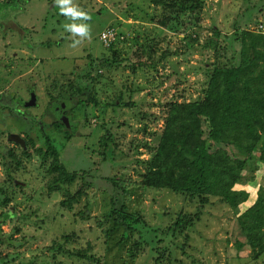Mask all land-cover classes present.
<instances>
[{"label":"rangeland","instance_id":"rangeland-1","mask_svg":"<svg viewBox=\"0 0 264 264\" xmlns=\"http://www.w3.org/2000/svg\"><path fill=\"white\" fill-rule=\"evenodd\" d=\"M187 2L185 10L169 9L172 22L162 27L155 15L162 18L164 8L153 0H74L91 17L86 21L91 39L75 47L64 27L71 21L60 14L55 0H12L0 5V60L8 77L7 90L14 92L28 118L50 109V100L65 111L55 115L56 125L46 135L12 125L15 134H28L31 144L24 142V146L29 157L7 139V133H0V199L7 201L0 205V235L13 241L10 247L0 244V264L17 253L8 264H83L78 256L89 248L101 264H124L121 261L131 255L133 239L141 240L137 232L157 229L161 238L174 218L196 211V205L180 195L146 187L139 161L147 160L157 146L166 104L202 99L209 71L218 65H238L240 42L235 33L238 37L243 30L264 32V0ZM110 27L115 29L116 65L99 66L112 57L99 40L100 32ZM118 33L124 35V43L120 37L117 40ZM2 34L13 37L3 40ZM132 42L130 50L123 48ZM139 46L154 49L150 59H143L157 63L156 70L133 71V51ZM89 57L95 64L91 62L87 80L80 77L89 70ZM67 93L74 99L63 96ZM128 102L130 107L124 105ZM8 108L6 104L4 113H11ZM46 141L59 152L67 172L76 174L71 184H62L57 191L48 189L52 176L45 172L52 159L42 163L37 156L36 149H45ZM11 155L21 165L7 169ZM247 179L235 186L249 195L241 210L254 203L264 186V165L257 164L251 183ZM78 190L82 195L72 208L61 207L65 195ZM211 202L202 208L193 230H188L187 240L179 235L174 240L177 246L169 243L168 249L160 248L162 254H154L161 257L157 262L153 254L147 257L152 247L148 243L133 264H264V254L256 256L247 246L238 249L236 242L244 243L245 238L229 207L215 199ZM111 207L139 215L141 224L125 230L102 222ZM109 228L106 238L104 230ZM125 235L127 243L122 241ZM118 242H123L120 249Z\"/></svg>","mask_w":264,"mask_h":264},{"label":"trees","instance_id":"trees-1","mask_svg":"<svg viewBox=\"0 0 264 264\" xmlns=\"http://www.w3.org/2000/svg\"><path fill=\"white\" fill-rule=\"evenodd\" d=\"M10 1L12 0L5 3ZM153 2L164 8L165 14L162 18L155 15L158 17L156 23L162 27H167L172 22V13H169V9L177 13L188 7L187 0H153ZM107 29L114 28L102 30L99 40L101 33ZM213 35L216 38L215 30ZM235 35L237 37V32ZM123 36L121 33L117 35V40L120 37V43L125 41ZM236 37L235 40L240 42L238 65H218L209 71V80L202 99L193 102L172 101L166 104L157 146L151 149L147 160L139 161L143 166V184L146 187L180 195L183 199L194 203L196 211L174 218L173 225L161 233V238L157 235L159 232L157 229L145 228L137 232L141 240L133 239L131 255L121 263L133 264L139 252L144 246H148V243H152V247L147 257L151 254L153 256L156 253L157 256L162 254L160 248L168 249L169 243L177 246L178 243L176 244L174 240L180 239V236L187 240L188 230H193V223L201 215L202 208L212 203L211 199L228 206L236 217L239 230L245 238L244 243L236 242L238 249L247 246L256 256L264 254V186L258 189L254 203L242 210L239 207L247 201L249 195L243 190L235 189V186L245 178H249L247 183H251L257 164L264 165V32L262 29L259 32L243 30ZM213 42L217 43L216 39ZM135 43L124 44L123 48L130 50ZM210 43L212 40L209 41ZM115 44L107 47L109 52H112V57L100 61L99 66L103 63L109 67L116 65L115 58L118 52L114 49ZM133 52L136 61L131 67L134 72H141L146 68L156 70L157 63L148 64L143 59L148 60L153 55L154 49L151 46L146 49L139 46ZM89 60V70L80 78L91 79L95 60L91 57ZM76 92H79V89ZM89 98L90 104H93V98ZM124 105L130 107L132 103L128 102ZM139 115L141 120L142 114ZM108 135L111 138L110 133ZM21 150L24 157H29L25 147L22 146ZM36 150H39L37 156L42 163L47 157L52 159L45 167V172L52 176L51 186H48V189L53 188L57 191L62 184H71L76 179L75 173L67 172L66 167L59 160V152L50 145L49 141L45 142V149ZM9 157L11 160L7 164V169L12 164L14 167L21 165L17 156ZM245 170H248L246 175ZM79 190L75 194H66V200L60 202L61 207L70 210L82 195L79 194ZM6 204L7 201L0 199L1 206ZM101 220L105 223L112 222L115 226L119 224L125 230L141 224L139 215H132L124 209L113 207L102 216ZM109 231L112 229L104 230L106 238ZM122 241L127 243L129 237L125 235ZM123 242H118L119 249L122 248ZM12 243L9 236L4 238L0 235L1 245L10 247ZM89 249L78 256L83 264H101L102 260L89 253ZM18 255V253L13 254L5 261L2 259V264L14 261ZM157 259L161 257L154 258V261L157 262Z\"/></svg>","mask_w":264,"mask_h":264},{"label":"flooded vegetation","instance_id":"flooded-vegetation-1","mask_svg":"<svg viewBox=\"0 0 264 264\" xmlns=\"http://www.w3.org/2000/svg\"><path fill=\"white\" fill-rule=\"evenodd\" d=\"M22 29L23 28H21V30ZM8 36L13 37L12 35H8V34L3 35L2 34L1 38L3 40H5L8 38ZM17 38L19 39L18 36H17ZM28 38L31 39V37H28ZM10 54H12L16 58V53L11 52ZM10 57H11V55H10ZM0 63L2 64V68H3V61L0 60ZM11 67H12V65H11ZM8 71L10 72V70H8ZM4 74H5V72H4V68H3L0 70V133L1 132L7 133V135H6L7 139L10 142L18 144L21 147H22V145H23V147H25L26 145L24 146V142L30 143V139L26 138L28 136V134H26L24 136H20V135L15 134L14 132H12V131H15V128H13L12 125L19 124L22 126L21 128H23L25 126V128H24L25 132L27 131V129L32 131V132L37 130L39 135H46L47 130H49V128H52L56 125V124H54L56 121L55 115H58L60 113H62L64 115L65 111H64V109H62L60 104L59 105L56 104L57 107H55L56 105L53 103L54 101L50 100V102H49L50 109H47L41 115H36L34 117L30 115L29 118L26 117L27 112L25 111V109H23L22 107H20L18 105V101L15 99L16 96L13 97L14 92L7 90L8 89V86H7L8 77L5 76ZM81 95H83V94H81ZM63 96H67V98H69L70 100L74 99V97L70 96L68 93L65 95L63 94ZM50 99H52V97ZM6 104L9 105L8 109L11 111L10 114L4 113V108L6 107ZM20 104L25 107V105L22 102H20ZM62 114L59 115V117H61V116L63 117ZM67 123L68 122L66 121V124L64 123V126H66ZM7 124L9 127L6 130L3 125H7ZM25 148H27V147H25Z\"/></svg>","mask_w":264,"mask_h":264},{"label":"clouds","instance_id":"clouds-1","mask_svg":"<svg viewBox=\"0 0 264 264\" xmlns=\"http://www.w3.org/2000/svg\"><path fill=\"white\" fill-rule=\"evenodd\" d=\"M55 5L59 7L60 14L71 21L64 27L71 34L74 47L85 39H91V26L86 23L91 17L85 10L74 3V0H55Z\"/></svg>","mask_w":264,"mask_h":264},{"label":"built area","instance_id":"built-area-1","mask_svg":"<svg viewBox=\"0 0 264 264\" xmlns=\"http://www.w3.org/2000/svg\"><path fill=\"white\" fill-rule=\"evenodd\" d=\"M5 1L8 0H0V4L4 3ZM115 29H107L105 31H103L100 35V42H102L103 46L105 48L109 47L110 44H113V39H114V35H115Z\"/></svg>","mask_w":264,"mask_h":264},{"label":"crops","instance_id":"crops-1","mask_svg":"<svg viewBox=\"0 0 264 264\" xmlns=\"http://www.w3.org/2000/svg\"><path fill=\"white\" fill-rule=\"evenodd\" d=\"M59 100H60V98H59ZM55 107H56V106H55ZM243 208H244V207H243ZM243 208H242V209H243Z\"/></svg>","mask_w":264,"mask_h":264},{"label":"water","instance_id":"water-1","mask_svg":"<svg viewBox=\"0 0 264 264\" xmlns=\"http://www.w3.org/2000/svg\"><path fill=\"white\" fill-rule=\"evenodd\" d=\"M23 146V145H22Z\"/></svg>","mask_w":264,"mask_h":264}]
</instances>
